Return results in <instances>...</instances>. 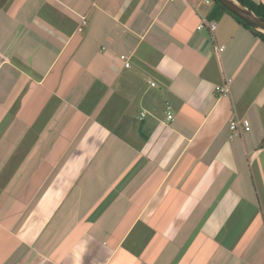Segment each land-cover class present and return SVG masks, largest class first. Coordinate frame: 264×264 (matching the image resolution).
I'll list each match as a JSON object with an SVG mask.
<instances>
[{
    "label": "crops",
    "instance_id": "0c3cea01",
    "mask_svg": "<svg viewBox=\"0 0 264 264\" xmlns=\"http://www.w3.org/2000/svg\"><path fill=\"white\" fill-rule=\"evenodd\" d=\"M213 5L0 7V264H264V41Z\"/></svg>",
    "mask_w": 264,
    "mask_h": 264
},
{
    "label": "built area",
    "instance_id": "2783aa9c",
    "mask_svg": "<svg viewBox=\"0 0 264 264\" xmlns=\"http://www.w3.org/2000/svg\"><path fill=\"white\" fill-rule=\"evenodd\" d=\"M170 2H173L175 0H169ZM203 2L207 5L213 4V0H203ZM87 19L85 16L82 17L81 19V23L80 26L78 28V32L83 33L84 32V28L87 26ZM199 30H203V29H207L208 32L212 35V38L214 37L215 31L217 29V23L215 20H209V19H204L202 21V23L199 25L198 27ZM224 50L223 47H215V51L217 53L222 52ZM121 60L125 62V67L129 68L130 67V63H129V59L128 57H126L125 55H122ZM152 86H155L154 83L151 84ZM216 91L219 94L222 95H227L230 92V87L229 84L227 83L225 86L223 87H217ZM166 115H167V119L168 121H174V114H173V110L171 105H169L168 103L166 104ZM146 114L142 113V117H145ZM230 129L231 131L236 134V135H240L243 131L244 132H249L251 130L250 127V123L248 120L246 119H240L238 117H235L234 119H232V121L230 122Z\"/></svg>",
    "mask_w": 264,
    "mask_h": 264
},
{
    "label": "water",
    "instance_id": "95a60500",
    "mask_svg": "<svg viewBox=\"0 0 264 264\" xmlns=\"http://www.w3.org/2000/svg\"><path fill=\"white\" fill-rule=\"evenodd\" d=\"M230 13L240 18L252 29L264 36V19L257 15L252 10L248 9L245 5L238 0H215Z\"/></svg>",
    "mask_w": 264,
    "mask_h": 264
},
{
    "label": "trees",
    "instance_id": "16d2710c",
    "mask_svg": "<svg viewBox=\"0 0 264 264\" xmlns=\"http://www.w3.org/2000/svg\"><path fill=\"white\" fill-rule=\"evenodd\" d=\"M238 1L264 19V5L263 4H258L254 2L253 0H238ZM7 2L8 0H0V7H3ZM213 3H214L213 9L210 13V16L212 18H218L219 14L227 13L228 15L232 16L238 23L243 25L245 28L250 30L253 34L257 35L264 41V36L262 34L252 29L248 24H246L240 18L236 17L234 14L230 13L227 9H225L215 0H213Z\"/></svg>",
    "mask_w": 264,
    "mask_h": 264
}]
</instances>
